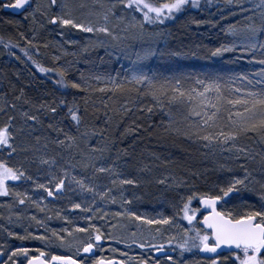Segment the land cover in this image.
<instances>
[{
  "label": "rangeland",
  "instance_id": "rangeland-1",
  "mask_svg": "<svg viewBox=\"0 0 264 264\" xmlns=\"http://www.w3.org/2000/svg\"><path fill=\"white\" fill-rule=\"evenodd\" d=\"M73 3L84 2L91 4L92 0H72ZM104 4L116 3V15L124 16L125 20L120 21L112 17L109 26L115 34L109 36L105 33H85L74 28H65L60 25H53L49 22V16L60 11L59 0L57 6L48 8L49 0H32L33 7L29 8L27 15L22 20L30 19L32 25L35 26V34H30V41L32 44L35 37L37 26L47 28L46 31L52 37H56L60 45L57 48L61 54L59 59L55 61L66 59L69 55L77 52L82 53L85 49L104 50L111 53L115 59L119 60L126 71L129 72V78L133 73L144 74L154 80L156 74L155 68L147 70V66L151 63L148 57L136 58L134 60V52L143 51L150 45L154 47L155 55L151 56L152 60H159L161 52H158L156 42H147V38L154 36L161 41V48L166 47L168 41V29L157 24H145V33L142 38L139 37L138 30L125 31V25L132 19L133 16L137 20H142V14L134 12L131 9L123 8L118 0H101ZM40 6L39 10L34 9ZM49 12V16L44 15V11ZM86 11V10H85ZM19 22H16L17 28ZM100 23H103L100 20ZM5 32V33H4ZM2 35L7 38H14L16 35L17 43L24 42V38L19 36V33H8L4 31ZM63 32V35L61 33ZM18 34V35H17ZM70 41H74L70 42ZM160 45V43H158ZM238 45L243 46L242 40L238 39ZM32 57L38 59L40 54L36 52L35 45H32ZM142 47V49H141ZM100 53V52H99ZM160 53V54H159ZM259 53L258 50L253 52V55ZM10 52L6 51L0 46V123L7 120L9 115L14 116L15 130H17V153L11 157L8 156L7 151L0 149V158L7 159L10 165L17 167L23 165L26 174L32 177V180L11 181L9 186L15 188L17 191H27L29 197H24L25 203L21 204L19 198L15 196H0V247L9 249L11 246L26 247L30 251L42 249L45 253L50 254L55 252L57 255H75V246L71 248L60 247L56 237L52 235V230L55 229L60 235H63L66 241L75 245L81 240H86L88 233L76 231L77 227L87 228L89 224H96L105 234H111L116 239H105L102 242V248L96 249V255L112 257L125 260L126 264H140L139 258L144 257L152 264L153 258H158L161 264H170L167 262V256L156 257L148 248H141L140 244H151L159 246L163 244V249L172 250L173 260L179 261V264H209L210 258H203L198 248H191L190 250H182L179 248V243L186 238L184 229H189L187 235H194L193 228H202L199 225V220L203 218L205 212L198 204V198L191 203L192 208H199L200 211L196 213V220L189 224L187 220L183 219V214L180 209L183 207V202L187 196L193 192H207L210 187L215 191H219L220 187H226L233 176H243V169L240 167L246 164L249 170L252 171L256 180L264 178V174L260 169L262 162H264V143L256 140V134L249 133L248 136H241L236 141V146L232 147L231 142L219 143L212 141L209 143L203 139H199L195 134L191 138L185 136V131L192 132L193 125L203 128L200 123V118L191 116L190 111L194 102L189 103L186 99L184 102L173 101L169 102L168 98L161 96L165 100L164 107H160L158 112L164 116V123L168 131L175 132L184 140L196 146L197 151L200 152L201 161L207 166L208 171L216 172V184L208 186L198 174L195 179L191 178L193 175L186 173L178 174L174 170H168L163 166H157V159L154 156L145 157L144 159L133 156H126L125 154L111 153H95L93 155V162L97 167L114 163L117 170L121 173V178H131L138 181L134 185H120L117 181L116 185H112L111 180L115 177L109 176L107 173H96L93 177L94 169L89 165L85 168L84 163L80 164L78 161H72L67 158L66 146L53 143L55 139L63 135H58L48 130L46 123H44L41 110H38L33 103L25 102L19 93H16V84L26 77L28 73L24 68V63L19 59H10ZM20 61V62H19ZM154 66L155 62L152 61ZM20 68L24 70L20 71ZM125 71V73H126ZM11 73V74H10ZM58 77L53 79L52 85L61 93L68 91V86H62L56 83ZM107 82H102L101 89L105 88ZM143 86L148 87L146 84ZM187 88V87H186ZM211 95L212 91L209 92ZM170 96L171 93H168ZM233 95L230 96V98ZM19 97V99H17ZM153 101H156L153 99ZM12 104L16 108L11 107ZM181 104V105H180ZM176 105L178 111H170L175 109ZM165 106L170 107L169 111H165ZM185 106V107H184ZM238 108L239 106H234ZM204 108L209 114L215 109L209 105H204ZM199 110V108H198ZM24 111L30 114L39 116V122L28 120L25 123V117L22 115ZM229 111H219L217 113L216 127L208 129L209 131L218 132L221 130L219 125H224L223 130L228 131L231 122L228 120ZM233 114L235 111H231ZM31 125V127H29ZM203 135V133H201ZM36 137H40L37 142ZM25 138L27 142L25 143ZM207 145V146H205ZM27 149L24 151L23 149ZM247 148L249 154L253 157L252 160L246 162V155H242L239 149ZM119 155V159H117ZM41 157L45 159L54 157L56 163L42 164ZM98 157V158H96ZM51 165V166H50ZM69 170V177L66 180V189L61 195H54L49 197L44 189L35 187V183H46L52 179V175L62 176V169ZM84 177L86 182H92L96 185L97 192L111 189L106 193L104 198L99 195H93L90 192H82L80 188L74 183H68L72 176ZM208 175L207 173L204 174ZM204 177V176H203ZM160 181H164L161 183ZM54 188V182L51 185ZM240 191L237 193H230L225 197L218 208L224 210L241 211L246 205L259 206L262 202L258 195L260 191V184L253 181L248 188L237 186ZM71 189V191H69ZM123 193V195H121ZM43 196L44 199H40ZM111 197H115V202H112ZM95 199V203H93ZM32 201H36L33 203ZM130 201V202H129ZM72 203H81L82 208H71ZM85 209H91L86 211ZM136 212L137 215L145 216L148 219H161L163 216H170L172 220L168 224H148L146 221L136 220L134 217H129L127 214L118 216L116 213L125 212V210ZM36 219H32V217ZM91 216L88 220L86 217ZM67 217L68 219H65ZM41 222V223H38ZM114 225L115 227H110ZM161 228V232H156L155 229ZM72 230V236H69L63 229ZM91 231V229H89ZM9 232L18 233L19 236H30L27 239H19L17 236H10ZM135 233V235H133ZM45 235L51 238L55 243H46L43 240L37 239L40 235ZM172 239V244L166 243L167 240ZM121 241H124L123 243ZM111 248H118L119 252H112ZM127 255H124V254ZM229 253L221 254L228 255ZM81 255H84L81 253Z\"/></svg>",
  "mask_w": 264,
  "mask_h": 264
},
{
  "label": "snow or ice",
  "instance_id": "snow-or-ice-1",
  "mask_svg": "<svg viewBox=\"0 0 264 264\" xmlns=\"http://www.w3.org/2000/svg\"><path fill=\"white\" fill-rule=\"evenodd\" d=\"M210 2V0H209ZM233 0H228L231 4ZM236 4L240 5L241 13H249L244 17L246 23L243 26V31L238 32L236 25H228L224 30L226 33L236 36L238 39L242 40L244 46L239 49L241 52H255L256 50H261L262 56H264V0H258V3L252 4L251 9L245 8L243 6V0H235ZM118 3L125 9H131L134 12H139L142 14V20H137L135 16L132 17L125 25L124 30H138L139 37L142 38L145 33V24H157L164 23L165 20L173 19L178 13L185 12L189 7L199 9L202 7L201 0H118ZM58 0H49L48 8L57 6ZM0 7L6 9H17L28 14L27 10L33 7L32 0H9L7 4L0 3ZM40 6L34 9L39 10ZM60 11L56 14L49 16L47 10L44 11L45 16H49V22L53 25H60L65 28H74L81 30L85 33H105L109 36H113L115 39V34L112 31V27L109 26L110 19L115 17L120 21H124V16H117L115 9L116 3L104 4L101 0H92L91 4L84 2L73 3L72 0H59ZM86 10V11H85ZM255 10V11H254ZM234 14V13H233ZM223 18V17H222ZM100 20L103 23H100ZM191 23L193 24H204L213 23L212 21H204L195 18H191ZM63 35V32L61 33ZM23 36V33H21ZM73 42L74 41H70ZM29 44L32 41H28ZM12 41L9 40L8 44L5 45L7 48ZM17 46H19L17 44ZM235 43L221 44L218 47L210 49L212 56H220L226 52H230L236 49ZM29 59H32L29 55L27 48L21 49ZM39 51V49H37ZM11 55H15L14 52H10ZM173 55H180L181 53H172ZM155 55V50L151 47L144 49L142 53H137V58L148 57ZM195 55V53H193ZM253 59L256 56L253 55ZM19 59V57H17ZM54 59H59V57H54ZM264 65V58L259 61ZM36 63V61H33ZM37 67L41 72H48L50 69L43 67L37 63ZM51 71H57L52 69ZM61 79L57 80L56 83L62 86L71 85L72 88H81L82 85L75 81H68L66 83L64 77L65 72L63 69L58 70ZM261 79L258 82L248 80V76L241 73L243 80L248 81L250 87L236 88L234 91L236 93H242L237 95L234 99L228 100V104L232 106H240L235 113L228 112V120L231 122L229 130L224 131V125H219L221 128L218 132L209 131L208 129L216 127L217 113L220 111L218 104L211 103V100L206 95L211 91L217 93V100L221 99V86L217 80H196V84L199 87H189L187 89L183 88L180 79L173 78V80H165L162 84H157L151 77L144 74L133 73L130 82L135 84H146L148 87L146 93H150L157 102H160L161 96L168 98L169 102L178 101L184 102L185 99L191 103L194 100H199L198 106H193L190 111L191 116L200 118V123L204 126L200 128L199 126L193 125V131H185L183 134L189 138L195 134L199 139H203L211 143L212 141H217L219 143H229L231 142L232 147L236 146V141L241 136H248L249 133L256 134L261 141H264V68H261L258 72ZM97 80L100 77H96ZM111 80V78H109ZM113 85V90H124L125 81L117 83L115 80H111ZM259 83L261 87H251V85ZM202 89V90H201ZM106 88H102L101 91H105ZM138 91V89H137ZM23 92V89H21ZM168 93H171L169 96ZM19 99V97H17ZM27 103V101H25ZM64 101H61L63 104ZM209 105L215 111L209 112L204 108V105ZM162 107V103L160 104ZM13 109L16 108L15 104H12ZM38 107L48 108L47 105L41 104ZM199 108V110H198ZM48 110L52 113H56V107H50ZM3 111V108H0ZM71 119L76 122L77 128L81 124L82 117L79 114L78 109L69 107L68 109ZM151 111V108L148 109ZM22 115L25 117V123L28 120L39 122V116L35 114H30L28 111H24ZM15 117L9 115L7 120L0 123V149L6 150L9 157L17 153V130H15L14 124ZM31 127V125H29ZM49 128L53 129L55 132L63 133L64 139H55L52 141L58 145H65V141L69 143L66 145L71 148L73 146L79 148L77 143L78 137L69 135L64 132L62 128L54 127L53 124L48 125ZM134 131V129H133ZM203 133V135H201ZM92 133L85 132L79 137L83 139L85 143L88 142L90 135ZM37 142L40 137L35 138ZM25 143L27 138H25ZM207 146V145H205ZM26 151L27 149H23ZM108 150L106 145L104 148H97L95 145H91V153H103ZM126 151V150H125ZM242 155H246V162L252 160L253 157L249 154L247 148L239 149ZM85 153L88 156V162L84 164L87 168L89 165L94 169L93 177H96V173H107L109 176L115 177L111 180L112 185H116L117 181L120 185H134L138 181L131 178H121V173L117 170L114 163L108 164L106 167L101 165L99 167L93 162V155ZM98 158V157H96ZM119 159V155H117ZM55 164V158L51 157L45 159L41 157L40 163L42 164ZM264 165V162H262ZM51 166V165H50ZM243 169V176H233L228 182L226 187H220V194H211L204 192H193L187 196V199L183 202V207L180 212L183 214V219L187 220L189 224H192L196 220V213L200 211L199 208H192L191 203L194 199L199 200V203L205 207V213L202 218V228H193L192 231L194 235H187L189 229H184L186 238L179 243V248L182 250H190L191 248H198L203 252L212 253L214 256L210 258L209 264H264V178L261 180H256L253 176L252 171L246 164L240 165ZM261 173L264 174V166L260 169ZM63 175L56 176L52 175V179L46 183H35V187L39 189H44L49 197L54 195H61L66 189V180L68 179L70 173L67 168L62 169ZM30 181L32 177L26 174L23 165L17 167L15 165H10L7 159L0 158V196H15L19 198L21 204L25 203L24 197H29L27 191L20 192L15 188L9 186L11 181L20 180ZM253 181L260 184V191L258 195L261 198V203L259 206L246 205L241 211L224 210L218 208V203L221 202L225 197H228L230 193H237L240 189L237 186L243 188H248L249 184ZM54 182V188L51 186ZM74 182L82 192H90L95 195H99L104 198L106 193L110 192L111 189H105V191L97 192L96 185L92 182H86L84 177L77 178L72 176L68 183ZM163 183L164 181H160ZM71 191V189H69ZM123 195V193H121ZM30 199V197H29ZM40 199H44L43 196ZM112 202H115V197H111ZM36 203V201H32ZM130 202V201H129ZM95 203V199H93ZM71 208L80 209L82 208L81 203H72ZM210 209V210H208ZM90 211L91 209H85ZM127 214L129 217H134L136 220L146 221L148 224H159L164 225L171 222L172 217L163 216L161 219H148L145 216L137 215L136 212H131L125 210V212L116 213L118 216H124ZM36 219V217H32ZM65 219H68L65 217ZM86 219L91 220L92 217L88 216ZM38 223H41L38 221ZM110 227H115L111 225ZM91 229V231H89ZM62 231L67 232L69 236H72V230L63 229ZM76 231L88 233L86 240H81L75 245L66 241L63 235H60L55 229L52 230V235L56 237V241L59 242V246L64 248H71L75 246V255H57L55 252L50 254L45 253L42 249H36L39 255H29V249L26 247L13 248L11 250V255L5 252L4 248L0 247V254L8 255V260L4 261V264H8L12 261V264H23L22 261L14 259L21 255L26 264H126L125 260L117 261L115 256H97L94 249L102 248V242L105 239H116L110 233L105 234L96 224H89L87 228L77 227ZM156 232H161V228L157 227ZM10 236H17L19 239H27L29 236H19L18 233L9 232ZM135 235V233H133ZM37 239L43 240L46 243H55L50 237L45 235H40L35 237ZM122 243L124 241H121ZM172 239L166 241L168 244H172ZM140 247L148 248L149 251L155 250L156 252L163 255V244L159 246L141 243ZM227 251L228 255H221L218 252ZM112 252H119L118 248H111ZM84 254V255H81ZM124 255H127L126 253ZM167 262L170 264H179V261L173 260L172 256H167ZM140 264H149V260L140 257ZM152 264H161L160 259L153 258Z\"/></svg>",
  "mask_w": 264,
  "mask_h": 264
},
{
  "label": "trees",
  "instance_id": "trees-1",
  "mask_svg": "<svg viewBox=\"0 0 264 264\" xmlns=\"http://www.w3.org/2000/svg\"><path fill=\"white\" fill-rule=\"evenodd\" d=\"M254 3H258V0H243L245 8L251 9ZM201 5L202 7L199 9L189 7L185 12L178 13L175 18L158 23L159 26L167 27L168 41L166 47L161 48V41L158 38L157 41L155 40L157 36L145 40L156 42V47L159 46L158 52L163 50L161 54L159 53V60H152V55L148 56L151 63L147 66V70L155 68L154 81L157 84L176 78L180 79L181 85L185 89L199 87L196 84L197 79L217 80L221 86V99H216L215 91H212L211 95H209L210 93L206 95L211 103L218 104L220 111H236L240 106L236 108L228 104L227 101L242 94L236 93L234 89L250 87L248 81L243 80L241 73L247 75L248 80L258 82L261 79L258 72L264 68V65L259 61L264 56L259 49V53L255 55L256 59L252 58L253 52L239 51L244 44L239 46L238 38L224 31L228 25H236L237 31L242 32L246 23L244 17L249 13H241L240 5L236 4L235 0L231 4L228 3V0H210V2L201 0ZM191 18L213 23L197 25L190 22ZM19 21H21L20 29L16 25V22ZM46 29L38 25L34 44H29L30 34L35 31L31 20L23 21L8 14H0V46L7 52H14L15 55H10L13 56L10 59L19 57V60L25 64L24 68L28 73L16 84L15 91L22 96L24 101L33 103L38 110H41L43 121L48 130L58 134L48 127L49 124H53L54 127L62 128L69 135L78 137L79 148L75 146L69 148L66 146L69 142L65 141L67 158L72 161L77 158L75 161L85 164L88 162V156L85 153L92 154L91 145H95L97 148H104L107 145L108 150L103 152L105 155L113 152L143 159L154 156L157 158L155 159L158 162L157 166L174 170L178 174L193 175L192 179L200 174L199 176L203 180L206 179L204 182L208 186L216 184L217 173L208 171L204 161H201V155L196 146L175 132L168 131L163 125L164 116L158 111H160L161 103L164 107L165 100L153 101L154 97L150 93L145 94L147 87L130 82L126 67L111 53L104 50L85 49L82 53L77 52L69 55L66 59L55 61L54 57L61 54L57 48L60 43L56 37L50 36ZM1 31L12 34L18 31L19 36L23 33L21 38H24V42L17 43L16 35L14 38L4 37ZM9 40L12 41V44L6 48L5 45ZM229 43H235L236 49L220 56L211 55L210 49ZM32 45H35L36 52L40 54L36 60L32 57ZM149 47L154 48L151 45ZM23 48H27L32 59L25 55L21 50ZM138 52L142 53L143 51L134 52V60H136ZM172 53L181 54L173 55ZM152 61L155 62V66ZM37 63L50 71L41 72ZM24 68H20V71ZM52 69L57 71H51ZM60 69L65 72L66 83L75 81L82 87L72 88L68 84L66 93L56 90L52 82L56 77L61 79L58 71ZM96 77H100V79L97 80ZM109 78L117 83L125 81L124 90H113ZM102 82H107L105 91H101L102 85L100 84ZM251 87L258 88L261 85L255 83ZM231 95L233 96L230 98ZM62 100L63 104H61ZM192 102L196 106L199 105L198 99ZM41 104L47 105L48 108L56 107V113L50 112L48 108L38 107ZM178 106L176 105L175 109L170 111H178ZM69 107L78 109L82 117L79 128H77L76 122L71 119ZM149 108L151 111H148ZM165 108V111H169L170 107L165 106ZM86 131L95 132L94 135H90L87 143L79 138ZM58 135L61 136L63 133ZM59 138L64 139V135ZM255 139L264 143L258 136ZM206 173L208 175L205 176ZM205 193L220 194L219 191H215L211 187Z\"/></svg>",
  "mask_w": 264,
  "mask_h": 264
},
{
  "label": "flooded vegetation",
  "instance_id": "flooded-vegetation-1",
  "mask_svg": "<svg viewBox=\"0 0 264 264\" xmlns=\"http://www.w3.org/2000/svg\"><path fill=\"white\" fill-rule=\"evenodd\" d=\"M9 2V0H0V3H3V4H7ZM30 9L27 10V12H29ZM0 14H8V15H11V16H14V17H17V18H24L25 15V12L23 14H15L13 13L10 9H6L4 7H0ZM13 248H17L16 246H11V248L9 249H4L6 253H8V255H11V250ZM224 254V253H223ZM8 255H2L0 254V264H4V261L8 260ZM29 255H39V253H36L34 251H29ZM50 258V257H48ZM14 259H18L19 261H22L23 264H26V261L23 260V256L21 255L20 257L16 258L14 257ZM117 260H121V259H118L116 258ZM8 264H12V261H9Z\"/></svg>",
  "mask_w": 264,
  "mask_h": 264
},
{
  "label": "water",
  "instance_id": "water-1",
  "mask_svg": "<svg viewBox=\"0 0 264 264\" xmlns=\"http://www.w3.org/2000/svg\"><path fill=\"white\" fill-rule=\"evenodd\" d=\"M13 13H15V14H22L23 13V11H20V10H17V9H10ZM220 203V202H219ZM219 203H218V205H219ZM199 205H200V207L203 209V211L205 212V207L203 206V205H201L200 203H199ZM208 210H210V209H208ZM194 222V221H193ZM192 222V223H193ZM202 219L199 221V225L202 227ZM189 223V222H188ZM94 252H95V254H96V249H94ZM218 252H220L221 254H223V253H228L226 250L225 251H221L220 249H218ZM199 253H200V255L203 257V258H212L213 256H214V254H212V253H207V252H203V251H199ZM171 254H173V251L172 250H166V249H163V255H161V253H159V252H156V251H154V255H156V256H158V257H163V256H169V255H171ZM117 261H119V260H117Z\"/></svg>",
  "mask_w": 264,
  "mask_h": 264
}]
</instances>
